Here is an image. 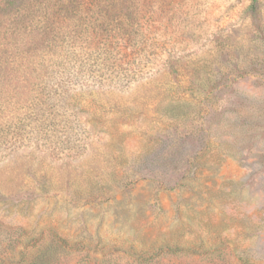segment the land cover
I'll list each match as a JSON object with an SVG mask.
<instances>
[{
	"label": "rangeland",
	"instance_id": "374dc122",
	"mask_svg": "<svg viewBox=\"0 0 264 264\" xmlns=\"http://www.w3.org/2000/svg\"><path fill=\"white\" fill-rule=\"evenodd\" d=\"M43 226L264 264V0H0V257Z\"/></svg>",
	"mask_w": 264,
	"mask_h": 264
},
{
	"label": "trees",
	"instance_id": "16d2710c",
	"mask_svg": "<svg viewBox=\"0 0 264 264\" xmlns=\"http://www.w3.org/2000/svg\"><path fill=\"white\" fill-rule=\"evenodd\" d=\"M253 14L257 9L254 4L250 6ZM14 232L9 240L10 245L5 248L0 257V264H61L72 253L80 255L79 264H119L118 258L113 255H105L101 250L94 248L93 243L87 240H73L70 236L54 231L52 228L43 226L35 228L23 234ZM101 247L102 242H99ZM181 246L173 247L169 244H161L149 250L135 254L133 262L128 264H159L161 258L180 251ZM211 253H206L210 257H220L223 251L221 245H214ZM218 254V255H216Z\"/></svg>",
	"mask_w": 264,
	"mask_h": 264
}]
</instances>
